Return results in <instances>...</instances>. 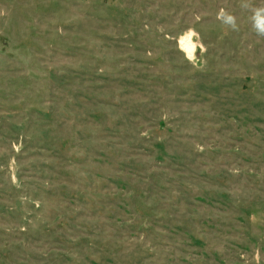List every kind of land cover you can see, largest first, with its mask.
Returning a JSON list of instances; mask_svg holds the SVG:
<instances>
[{
  "label": "rangeland",
  "instance_id": "obj_1",
  "mask_svg": "<svg viewBox=\"0 0 264 264\" xmlns=\"http://www.w3.org/2000/svg\"><path fill=\"white\" fill-rule=\"evenodd\" d=\"M259 7L0 0V264H264Z\"/></svg>",
  "mask_w": 264,
  "mask_h": 264
},
{
  "label": "clouds",
  "instance_id": "obj_2",
  "mask_svg": "<svg viewBox=\"0 0 264 264\" xmlns=\"http://www.w3.org/2000/svg\"><path fill=\"white\" fill-rule=\"evenodd\" d=\"M218 18L222 19L225 24L229 25L234 30L236 29V20L231 14L221 12L218 15ZM251 20L253 21V27L256 33L264 36V7L254 9V14L251 17Z\"/></svg>",
  "mask_w": 264,
  "mask_h": 264
},
{
  "label": "bare ground",
  "instance_id": "obj_3",
  "mask_svg": "<svg viewBox=\"0 0 264 264\" xmlns=\"http://www.w3.org/2000/svg\"><path fill=\"white\" fill-rule=\"evenodd\" d=\"M192 38L189 36V34H185V35H181V39H180V47L182 49V51L188 53V56H192V54L194 53V45L192 44ZM187 56V57H188ZM193 57V56H192ZM190 58V57H189ZM194 58V57H193Z\"/></svg>",
  "mask_w": 264,
  "mask_h": 264
}]
</instances>
